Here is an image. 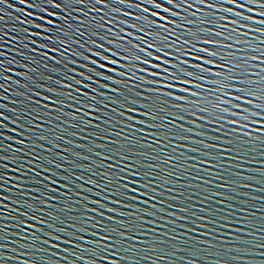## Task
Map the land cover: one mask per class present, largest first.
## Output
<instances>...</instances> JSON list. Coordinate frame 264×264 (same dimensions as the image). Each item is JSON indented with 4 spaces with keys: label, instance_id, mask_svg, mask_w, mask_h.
<instances>
[{
    "label": "snow or ice",
    "instance_id": "6c2138e0",
    "mask_svg": "<svg viewBox=\"0 0 264 264\" xmlns=\"http://www.w3.org/2000/svg\"><path fill=\"white\" fill-rule=\"evenodd\" d=\"M0 3L8 4V0H0ZM19 3L26 7L17 11L25 17H35L20 20V24L32 25L38 30L31 32L24 27L20 29L26 33L22 38L40 37L44 49L49 48V41L55 42L51 48L54 54L49 56L44 51L39 62L49 60L53 65H60L58 71L62 73L60 77L41 73L39 78L32 80L34 95L39 99L33 100L32 96L27 99L35 105V119L43 121L53 112L72 109L68 113L72 118L68 121L70 126L78 127L79 121L90 128L93 135L101 136L106 142L103 147L107 152L95 153L100 158L98 166L94 175L88 177L87 190L91 192L93 187L97 189V198L92 200L96 207L88 209L84 203L82 207L87 210H77L69 203L72 197L67 183L69 177L65 176V192L59 207L52 203L57 200L55 196L51 197V201L41 200L39 196L31 202L22 201L26 209L34 210V214L28 211L20 213L26 219L19 220L17 227L21 231L17 235L29 241L24 247H35V242L40 240L37 232H42L47 237L43 240L45 245L58 249L62 242L70 248L79 247L92 253L97 259L91 260L90 264H122V260L132 259L128 253L158 238L155 236L157 230L150 225L159 221L148 218L155 217L157 211L165 213L167 210L162 206L157 209L158 204H163L161 198L173 191H180L178 188H167V185L174 183L171 177L178 178L181 173L168 171L164 167H177L176 161L180 159L176 155L178 150L200 152L206 157L199 163H190V160H197L196 156H192L178 165L188 169V176H192V170H198L211 177L215 168L219 178L223 179L219 169L224 168L230 158L244 159L240 153L245 150L249 140H242V137L250 139L253 133L256 138L264 137V132L260 131L264 129V123H257L264 120V75L254 70L255 66L249 67L250 61L264 64V52L257 55L260 56L259 60L257 56L247 57L244 54V48L251 44V39H255L249 33H262L259 30L264 29V0H116L118 7L113 6L111 0H19ZM29 8L40 9V13L29 12ZM85 8L89 11L85 12ZM256 8L259 12L254 11ZM105 9L109 11L105 12ZM61 12L64 14L61 15ZM73 12L82 15L74 16ZM31 43L35 45L37 41L31 40ZM32 51L35 54L37 49L33 48ZM3 55L5 53L0 52V56ZM4 64L5 61L0 60V69H3L0 79L8 81L11 76L4 73H12L13 69L4 68ZM23 67L24 72L16 73L21 77L39 72V69L30 68L28 63ZM45 79L52 83L41 82ZM16 83L20 84L21 81ZM0 88H3V84H0ZM39 89H44L48 94ZM105 101L109 103L105 104ZM250 115L259 119L250 120ZM4 119L7 118L0 112V127L4 126ZM188 119L193 125L199 121L202 129L212 128L218 134L212 136V140L223 139L226 144L194 141L203 145L202 150L182 143L193 140V135L186 133H196L194 127H185L184 122ZM250 124L259 127L245 131ZM117 125L119 131L116 130ZM36 127L42 129L43 125L37 124ZM229 132L235 138L229 136ZM199 135L206 133L201 131ZM46 138L40 136L41 140ZM40 147L43 148V145ZM80 155L76 153L77 157ZM33 158L44 162V171L49 173L44 177L49 181L48 186L59 185V180L52 179L53 168L46 166L55 162L45 160L43 153ZM156 160L161 163L151 162ZM55 167L62 168V165L55 164ZM89 168L91 170V166ZM195 179L204 180V176H196ZM204 182L208 185L212 183L211 180ZM161 188H165V191H161ZM51 191H59V188H51ZM3 199L5 197L0 196V201ZM212 199L214 197H207V200ZM84 200L87 201L88 197L84 196ZM109 204L117 207H109ZM3 208L4 205L0 204V214ZM53 208L57 210L52 211ZM191 208L195 209L196 205H191ZM200 211L205 209L201 208ZM46 215L52 219H46ZM231 215L229 213L221 220L210 222L228 229L233 225L221 221L229 220ZM97 216L100 217L98 222ZM160 219L165 217L161 216ZM180 219L195 224L196 220L208 218L182 216ZM52 220L58 223L53 224ZM175 222L168 221L173 225ZM240 224L252 226L247 217L237 220V233L248 231L245 227H238ZM46 228L54 230L45 232ZM5 230L6 227L0 228V232ZM191 231L196 233L198 228ZM86 232L90 236H85ZM259 233L262 235L259 244L255 240L257 232H248L253 239H245L243 235L234 236L233 233H228L227 239L240 241L239 252L260 251L264 256V228ZM79 242H86L87 249ZM5 247L0 243V249ZM69 250L65 249L66 252ZM42 251L47 252L48 249L43 248ZM78 259L82 260L83 257ZM233 259L243 264L246 257L236 256ZM22 264L33 262L23 261Z\"/></svg>",
    "mask_w": 264,
    "mask_h": 264
},
{
    "label": "water",
    "instance_id": "95a60500",
    "mask_svg": "<svg viewBox=\"0 0 264 264\" xmlns=\"http://www.w3.org/2000/svg\"><path fill=\"white\" fill-rule=\"evenodd\" d=\"M111 2L113 6H119L116 0H111ZM219 2H223V0H219ZM8 5L13 6L9 7ZM25 7L24 4L19 3V0H8V4L0 3V9H3V11H0V17H3L0 20V52L5 53V55L0 56V60L5 61L4 68L11 67L13 69L12 73H4L6 76H11L10 80L0 79V84H3V88H0V112L7 118L2 121L4 126L0 127V134H2L0 135V175L3 176V179L0 180V185H2L0 196L5 197L0 201V204L4 205L3 212L0 214V228L6 227L5 231L0 232V243L6 245L5 248L0 249V264H22L23 261H30L33 264H90L91 260L97 259L92 253L79 247L70 248L69 245L62 242L58 249L45 245L43 240L47 237L42 232H37L40 240L35 242V247H24L29 241L17 235L21 231L17 227L19 220L26 219L20 213L28 211L29 214H34V210L31 208L26 209L22 201L28 200L31 202L37 196L41 200L49 199L51 201V197L55 196L57 200L52 203L59 207L63 202L62 195L65 192L63 188V184L66 182L65 176L69 177L67 183L70 186L69 195L72 197L69 203L77 210H87L82 207L84 203L88 205V209L96 207L92 204V200L97 198L95 196L97 189L93 187L91 192L87 190L89 187L88 177L94 175L98 166L100 158L95 153L107 152V149L103 147L106 142L101 139V136L93 135L90 128L80 124L79 121H77L78 127L73 128L70 126L68 121L72 118L68 113L72 109L65 108L61 113L53 112L51 116L43 121L35 119L37 116L35 105L27 99L29 96H32L33 100L39 99L34 95L35 89L32 80L39 78L41 73L52 77H60L62 73L58 71L60 65H53L49 60H44L43 63L39 62L44 51H47L49 56L54 54L51 52V48L55 46V42L49 41V48L44 49L40 37L22 38L26 33H23L20 29L24 27H27L31 32L38 31L32 25L20 24V20L35 19V17H25L22 12L17 11V9ZM252 7H255V5H252ZM27 11L40 13V9L29 8ZM84 11L88 12L89 9L85 8ZM108 11V9H105V12ZM254 11L259 12V9L256 8ZM63 14L64 12H61V15ZM73 15L82 14L73 12ZM17 17H19V20ZM36 22L39 23L38 20ZM259 31L262 33H249L255 39H251V44L244 48V54L247 57L257 56L264 52V29ZM45 35L47 36L48 33H45ZM52 35L55 36L57 33H52ZM81 39L83 40V38ZM31 40H36L37 43L33 45ZM83 42L87 44L86 40ZM33 48L37 49L35 54L32 51ZM74 50L75 45H73ZM237 55H240V53ZM57 58L59 59V56ZM77 59L82 60L81 57H77ZM256 59L259 60L260 56H257ZM25 63H28L30 68L39 69V72L30 73L29 77L17 75L16 73L25 71L23 67ZM253 66L256 67L254 70L264 75V64H261L260 61H250L249 67ZM0 71H3V69H0ZM18 80L21 81L20 84L16 83ZM41 82L52 83L46 79L41 80ZM39 90L44 92V89ZM44 94L47 95L48 93L44 92ZM104 103L108 104L109 101ZM112 107H115V105H112ZM140 118L142 119V117ZM229 118L233 119L235 117ZM251 119H259V117L250 115ZM257 123H264V120L257 121ZM37 124L43 125L42 129L37 128ZM184 125L186 128L194 127L196 129L195 134L186 133L193 135L192 141L182 142L190 147L203 150V145L194 142L198 140H204L205 144H226L223 139L219 141L212 140V136L218 134L210 127L202 129L199 121L193 125L191 120L188 119L184 122ZM256 127H259V125L250 124L249 129L245 131H251ZM86 128L87 130H85ZM116 130L119 131V125H117ZM201 131L206 135L200 136L199 132ZM260 131L264 132V129H260ZM74 132L77 135H73ZM101 135H106V133H101ZM228 135L235 138L231 132ZM236 135H239V133H236ZM40 136L47 138L41 140ZM113 138L115 139V137ZM246 139L249 140L248 145L240 153L244 159L230 158L228 164L219 169L223 179L219 178L215 168L211 177L198 170H192V176H188L186 174L188 169H182L178 165L192 156H196L197 160H190V163H199L200 160L206 159V157H203L200 152L193 153L185 149L176 152V155L180 157L176 161L177 167L173 168L171 165L164 167L168 171L181 173L178 178L171 177L174 183L167 185V188H178L180 191H173L163 196L161 198L163 204H158L157 209L162 206L167 211L165 213L157 211L155 217L148 218L159 221L155 225H150L151 228L157 230L155 236L158 238L150 240L147 246H140L137 251L128 253L132 259L122 260V264H240V262L234 261L233 258L236 256L246 257L243 264H264V256L261 255L260 251L239 252L237 248L240 246V241L227 239L228 233H233L234 236L243 235L245 239H253L248 232H257L256 244L262 241L259 230L264 228V154H262L264 153V140H261L264 137L256 138V134L253 133L250 139L242 137V140ZM21 140L24 141L23 144L20 143ZM40 145H43V148ZM56 145L60 147H56ZM89 149H93V151H89ZM168 150L171 151L170 148ZM77 152L81 154L79 157L76 156ZM42 153L45 160H51L55 164L62 165V168H56L55 164L46 165L53 168L52 179L59 180V185L48 186L49 181L44 179L45 176L49 175L44 171V162L33 158L34 156L39 157ZM108 154L111 155L112 153ZM232 156L235 157L236 154L233 153ZM84 157H88V159H84ZM151 162L161 163L158 160ZM5 165L6 167H4ZM89 166H91V170ZM196 176H204V180H196ZM73 180L75 183H73ZM206 180H211L212 183L210 185L205 184L204 181ZM81 185H84V187H81ZM186 185L190 187H186ZM221 185L227 186L221 187ZM57 187L59 191H51V188ZM37 188L40 190L37 191ZM160 190L165 191V188ZM77 193H81V195L78 196ZM84 196L88 197L87 201L84 200ZM209 196L214 197V199L207 200ZM191 205H196V208H191ZM109 207L117 206L109 204ZM186 208L189 211H183ZM201 208L205 211H200ZM17 209H19V212ZM56 210V208L52 209V211ZM103 211L107 212V209ZM229 213L232 214L230 219L221 221V223L233 225L231 228L225 229L219 224L210 222L211 220H221L222 216L229 215ZM89 215H92L91 212ZM108 215H111V213H108ZM161 216H164L165 219L161 220ZM182 216H191L192 219L204 216L208 219L196 220V223L193 224L189 220H181L180 217ZM245 217L248 218L249 224L252 226L240 224L238 227H245L248 231L237 233L236 221ZM45 218L52 219L51 216L47 215ZM99 219L100 217L97 216L96 222ZM170 220H175V224L168 223ZM52 223L56 224L58 221L52 220ZM181 225H186V227H181ZM86 226L91 227V225ZM64 227L67 228L68 225L65 224ZM192 228H198V232L193 233ZM213 229H216V231H213ZM48 230L54 229L46 228L45 232ZM131 234L138 235V233ZM84 235L90 236V233L86 232ZM79 243L83 244L84 249H87L86 242ZM43 248H47L48 251H42ZM66 248L70 250L66 252ZM13 257L16 259H13ZM78 257H83V259H78Z\"/></svg>",
    "mask_w": 264,
    "mask_h": 264
}]
</instances>
